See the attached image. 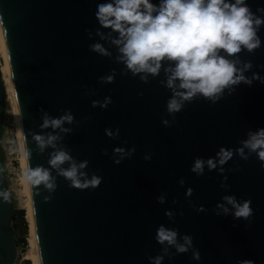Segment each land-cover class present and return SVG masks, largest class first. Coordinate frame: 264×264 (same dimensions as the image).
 Returning <instances> with one entry per match:
<instances>
[{
    "label": "water",
    "instance_id": "95a60500",
    "mask_svg": "<svg viewBox=\"0 0 264 264\" xmlns=\"http://www.w3.org/2000/svg\"><path fill=\"white\" fill-rule=\"evenodd\" d=\"M97 2L0 0V40L23 148L30 152L25 167L47 168L55 178L51 192L43 185H28L39 264H149L147 257L161 254L154 240L159 224L191 233L200 252L199 264H264V170L255 154H248L247 160L234 156L224 166L226 188H220L215 171L201 176L189 171L194 156H212L219 146L234 148L248 129L264 127V84H241L232 95L225 90L214 104L193 98L175 114V123L164 127L162 116L173 120L164 111L170 96L162 83L168 64H162L157 76L148 75L146 83L131 73L121 75L124 66L116 62V47L96 35L93 12ZM248 3L253 11L264 7V0ZM258 35L261 48L237 55L241 62H252L251 71L264 75V26ZM95 42L111 55L91 52L89 45ZM110 69H115V82L99 84L97 77ZM106 95L112 98L106 110L90 107L91 100ZM4 107L0 78V131ZM65 109L74 116L71 125H64L71 132L53 133L40 127L44 112L58 117ZM106 127H118L119 137L107 138ZM49 134L60 139L55 149L46 146L41 152L33 137ZM120 145L135 146L136 151L115 165L112 149ZM60 149L77 164L87 160L85 178L100 176V185L71 187L48 164L50 155ZM145 152L152 154L150 161L142 159ZM61 167L66 169L69 163ZM181 177L193 189L190 198L184 197V188L177 184ZM6 183L0 158V193L7 194V199L0 195V264H14L17 245L10 228L13 207ZM161 193L166 194L162 205L155 200ZM226 194L251 201L250 221L213 214L216 202ZM192 204H203L206 211L196 213ZM165 209L174 215L165 217ZM163 264L197 262L191 260V251L177 254L169 248Z\"/></svg>",
    "mask_w": 264,
    "mask_h": 264
},
{
    "label": "clouds",
    "instance_id": "9594fccd",
    "mask_svg": "<svg viewBox=\"0 0 264 264\" xmlns=\"http://www.w3.org/2000/svg\"><path fill=\"white\" fill-rule=\"evenodd\" d=\"M93 17L97 24L96 35L100 40L107 39L117 49L116 62L124 66L121 75L131 73L146 83L148 75L157 76L162 64H168L164 68L166 80L162 83L170 91V96L165 102L164 111L173 120L162 116L160 123L164 127H171L175 123V114L181 112L184 103L191 102L193 98L201 97L214 104L224 97L225 90L227 95H232L241 84H264V75L251 71L252 62H241L237 55L241 51L251 54L262 46L258 33L264 26V7L258 6L253 11L248 0H156V3L152 0H99ZM102 30H107V34ZM89 50L102 57L111 55L99 42L90 44ZM115 78V69H110L107 74L98 76L97 82L109 85L115 82ZM111 103V96L106 95L102 99L91 100L90 107L104 111ZM73 121L74 116L68 109L58 117H50L44 112L40 127L51 129L53 133L55 130L69 133L71 128L64 125H71ZM119 133L118 127L104 129V135L109 139L119 137ZM33 139L42 152L46 146L55 149V142L60 137L56 134L46 137L35 135ZM9 143L16 142L10 140ZM123 145L112 149V162L115 165L130 159L136 151L135 146ZM250 153L255 154L261 170H264V127L248 129L245 137L238 140L234 148L219 146L212 156H194L189 171L195 176H201L205 171H215L220 177V188H226L224 166L234 156L247 160ZM102 154L107 155V150H103ZM21 155L27 162L30 152L23 148ZM151 158L150 152L142 156L146 162ZM65 162L69 163L66 169L61 167ZM48 164L52 169H57L71 187L77 189L96 188L102 180L95 174L85 178L83 169L87 168L88 161L77 164L62 149L50 155ZM21 178L29 186L43 185L49 192L55 189V178L50 176L47 168L26 166ZM177 184L184 188L185 198L192 196L193 189L185 186L183 177L177 180ZM0 195L7 199L6 193ZM155 200L157 204H164L166 194H159ZM250 205L249 199L238 200L234 194H226L220 197L212 211L216 216H231L233 221H250L253 215ZM191 207L196 213L206 211L203 204H192ZM173 215L171 209H165V217L171 218ZM154 240L161 246V254L147 257L149 264H163L169 248L177 254L191 251V260L199 264L200 252L193 245L191 233H180L174 227L159 224L155 229ZM249 264L254 262L250 261Z\"/></svg>",
    "mask_w": 264,
    "mask_h": 264
},
{
    "label": "rangeland",
    "instance_id": "374dc122",
    "mask_svg": "<svg viewBox=\"0 0 264 264\" xmlns=\"http://www.w3.org/2000/svg\"><path fill=\"white\" fill-rule=\"evenodd\" d=\"M3 55L0 54V68L4 65ZM1 75V72H0ZM1 78V76H0ZM2 80V78H1ZM3 83V80H2ZM6 93L4 90V112H3V121L0 131V158L2 162V167L5 172L6 177V189L11 199L13 211L22 210L23 217L27 224V229L23 237L20 232V224L17 219V214L13 213L10 228L14 235L15 243L20 248L23 249L28 247L27 238L30 235V226L27 218V203H28V193L25 189V181L21 178V174L24 169H22V156L20 150V142L17 131V123L14 116V107L11 100L6 99ZM11 101V102H10ZM15 141L16 143L10 144L9 141ZM10 149H15L10 151ZM27 193V194H26ZM20 252L17 256L16 262L20 259L25 260V251ZM26 261L31 264L30 260Z\"/></svg>",
    "mask_w": 264,
    "mask_h": 264
},
{
    "label": "bare ground",
    "instance_id": "6f19581e",
    "mask_svg": "<svg viewBox=\"0 0 264 264\" xmlns=\"http://www.w3.org/2000/svg\"><path fill=\"white\" fill-rule=\"evenodd\" d=\"M0 54L3 55V57H4L3 58L4 59V65L2 68H0L1 78L3 80L4 90L6 93V95H5L6 99L11 100L13 107H14V116H15L14 118H15L16 123H17V131H18V137H19L18 139L20 142V150H21L20 153H22L23 143H22V139H21L22 135H21L20 127H19L17 107H16L15 98H14L13 92H12L8 68H7V64H6L1 40H0ZM22 167H23L22 169L25 168V160L23 159V157H22ZM24 183H25V185H24L25 189L27 190V193H28L27 218H28V222H29V226H30V235L27 238L28 247H27V250L25 251V258L29 259L31 264H39L38 247H37V243H36V236H35V229H34V221H33V213H32L29 186L26 182H24Z\"/></svg>",
    "mask_w": 264,
    "mask_h": 264
},
{
    "label": "trees",
    "instance_id": "16d2710c",
    "mask_svg": "<svg viewBox=\"0 0 264 264\" xmlns=\"http://www.w3.org/2000/svg\"><path fill=\"white\" fill-rule=\"evenodd\" d=\"M13 213L17 214V219H18L19 224H20L21 236L23 237V235L25 234L26 229H27V224H26V221L24 220V217H23V211L22 210H18V211L14 210ZM24 264H29V262L25 261Z\"/></svg>",
    "mask_w": 264,
    "mask_h": 264
},
{
    "label": "built area",
    "instance_id": "2783aa9c",
    "mask_svg": "<svg viewBox=\"0 0 264 264\" xmlns=\"http://www.w3.org/2000/svg\"><path fill=\"white\" fill-rule=\"evenodd\" d=\"M23 249L26 250V247ZM20 250L21 249L17 246V253H16V258H15L14 264H24V262L27 260V259H25V260L20 259L18 262H16L18 254L21 253Z\"/></svg>",
    "mask_w": 264,
    "mask_h": 264
}]
</instances>
